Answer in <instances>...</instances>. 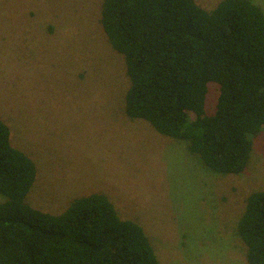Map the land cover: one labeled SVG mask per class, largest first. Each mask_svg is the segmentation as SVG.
<instances>
[{"label": "rangeland", "instance_id": "374dc122", "mask_svg": "<svg viewBox=\"0 0 264 264\" xmlns=\"http://www.w3.org/2000/svg\"><path fill=\"white\" fill-rule=\"evenodd\" d=\"M102 1L0 0V117L37 162L27 201L58 214L104 192L121 218L141 224L159 264H248L237 223L264 188V135L247 169L226 175L184 140L126 116L129 77L99 24ZM217 95L210 84V113Z\"/></svg>", "mask_w": 264, "mask_h": 264}, {"label": "trees", "instance_id": "16d2710c", "mask_svg": "<svg viewBox=\"0 0 264 264\" xmlns=\"http://www.w3.org/2000/svg\"><path fill=\"white\" fill-rule=\"evenodd\" d=\"M99 24L125 59L126 116L184 140L214 172L243 173L264 135V10L252 0H103ZM37 171L0 117V264H159L141 224L104 192L58 214L32 206ZM237 233L248 264H264V188L246 198Z\"/></svg>", "mask_w": 264, "mask_h": 264}]
</instances>
